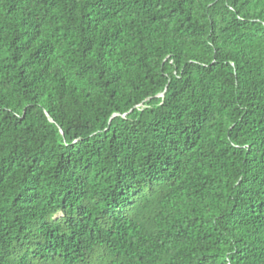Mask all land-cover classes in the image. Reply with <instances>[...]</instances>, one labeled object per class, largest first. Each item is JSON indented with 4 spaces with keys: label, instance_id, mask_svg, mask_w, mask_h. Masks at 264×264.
<instances>
[{
    "label": "trees",
    "instance_id": "obj_1",
    "mask_svg": "<svg viewBox=\"0 0 264 264\" xmlns=\"http://www.w3.org/2000/svg\"><path fill=\"white\" fill-rule=\"evenodd\" d=\"M0 264H264V0H0Z\"/></svg>",
    "mask_w": 264,
    "mask_h": 264
},
{
    "label": "water",
    "instance_id": "obj_2",
    "mask_svg": "<svg viewBox=\"0 0 264 264\" xmlns=\"http://www.w3.org/2000/svg\"><path fill=\"white\" fill-rule=\"evenodd\" d=\"M114 115H117V113H115Z\"/></svg>",
    "mask_w": 264,
    "mask_h": 264
}]
</instances>
